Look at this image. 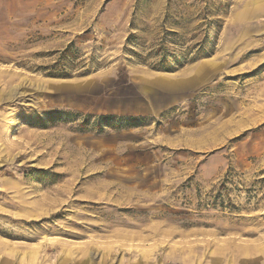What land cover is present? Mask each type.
I'll list each match as a JSON object with an SVG mask.
<instances>
[{
    "label": "rangeland",
    "instance_id": "374dc122",
    "mask_svg": "<svg viewBox=\"0 0 264 264\" xmlns=\"http://www.w3.org/2000/svg\"><path fill=\"white\" fill-rule=\"evenodd\" d=\"M262 254L264 0H0V264Z\"/></svg>",
    "mask_w": 264,
    "mask_h": 264
},
{
    "label": "trees",
    "instance_id": "16d2710c",
    "mask_svg": "<svg viewBox=\"0 0 264 264\" xmlns=\"http://www.w3.org/2000/svg\"><path fill=\"white\" fill-rule=\"evenodd\" d=\"M157 69L161 70V71H170L171 69L168 66H158ZM99 123L102 120H105L106 122H111V124L115 125V130L119 131L121 130L123 127L127 126L128 121H130V119H125V118H116V117H112V116H108V117H101L98 119ZM84 125H88V122H85ZM98 129H95L98 133H102L104 131V126L102 125H98ZM86 132H92V128H88L87 130H84Z\"/></svg>",
    "mask_w": 264,
    "mask_h": 264
},
{
    "label": "crops",
    "instance_id": "0c3cea01",
    "mask_svg": "<svg viewBox=\"0 0 264 264\" xmlns=\"http://www.w3.org/2000/svg\"><path fill=\"white\" fill-rule=\"evenodd\" d=\"M256 259H253V258L252 259L251 258L249 259L248 257H246V258H244L243 263L244 264H253L250 261H252V262L255 261L256 262ZM259 264H264V254H262V257H261V260H260Z\"/></svg>",
    "mask_w": 264,
    "mask_h": 264
},
{
    "label": "bare ground",
    "instance_id": "6f19581e",
    "mask_svg": "<svg viewBox=\"0 0 264 264\" xmlns=\"http://www.w3.org/2000/svg\"><path fill=\"white\" fill-rule=\"evenodd\" d=\"M200 74H201V73H200ZM200 74H196V76H198V75H199V76H198V78H199V77L201 76Z\"/></svg>",
    "mask_w": 264,
    "mask_h": 264
}]
</instances>
